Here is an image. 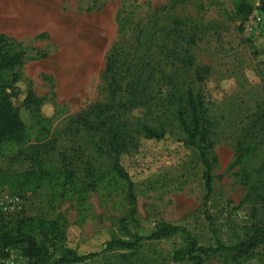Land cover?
Masks as SVG:
<instances>
[{"label":"rangeland","instance_id":"374dc122","mask_svg":"<svg viewBox=\"0 0 264 264\" xmlns=\"http://www.w3.org/2000/svg\"><path fill=\"white\" fill-rule=\"evenodd\" d=\"M251 4L254 10L264 0ZM169 17L183 20L182 28L195 34L193 46L180 43L178 50L189 51L191 66L173 67L158 55L171 47L172 35L166 47L160 44ZM240 24L233 0H0V33L25 55L7 79L18 73L8 93L28 135L23 146L0 148V174L6 177L0 179V226L21 228L39 239L42 223H54L63 243L79 255L99 253L119 238L118 222L128 203L76 117L106 102L105 59L126 43L152 49L144 50L155 69L148 95L156 109H147L143 117L166 126L168 133L160 141L142 140L121 158L135 196L137 223L130 229L147 235L163 221L187 229L208 247L216 242L232 245L242 227L264 224L260 205L238 207L248 189L240 170L226 171L237 135L264 101V42L249 39ZM199 67L208 69L200 84L193 79ZM180 77L190 78L202 92L214 122L209 158L216 163L207 201L199 151L183 144L177 104L168 100ZM30 91L40 102L37 110L24 104ZM36 153L53 169L45 179L26 181L24 173ZM65 171L71 184L63 189L59 181ZM89 183L93 188H87ZM4 195L17 201L10 203ZM180 245L179 239L144 243L127 264H173L172 253ZM123 253L102 254L81 264H125L118 258ZM2 263L28 262L19 251H11ZM205 264H264V247L247 259L213 256Z\"/></svg>","mask_w":264,"mask_h":264},{"label":"trees","instance_id":"16d2710c","mask_svg":"<svg viewBox=\"0 0 264 264\" xmlns=\"http://www.w3.org/2000/svg\"><path fill=\"white\" fill-rule=\"evenodd\" d=\"M251 3L252 0H233L234 18L241 22L240 27L252 14ZM168 24V28L163 27L160 31V44L166 47L165 41L172 35L173 39L168 41L171 47L166 52L160 50L158 55L165 62H171L173 67L176 64L191 66L193 58L189 51L186 49L180 53L178 50L180 43L188 48L195 44L194 32L184 30V21L176 17H169ZM15 43L0 33V148L5 145L23 146L28 140L26 128L17 109L12 106L8 93L19 77L18 73H13L7 79V74L19 69L25 56ZM138 44L133 46L126 43L109 52L103 70L106 102L97 104L76 117L77 125L88 136L93 150L106 163V174L122 188L128 203L129 210L118 222L119 238L107 242L99 253L79 255L63 243L61 233L54 223H42L39 239L21 228L6 229L0 226V264L9 257L11 251H19L27 264H81L102 254L124 252L118 258L127 264L144 243L173 239H179L181 244L172 253L173 264H205L213 256L236 262L252 257L256 250L264 247V224L260 222L242 227L241 234L235 237L232 245L216 242L214 246L208 247L201 246L187 229L163 221L156 222L147 235H140L130 229L137 223L135 196L133 183L121 158L134 151L142 140L160 141L168 134L166 126L153 125L143 117L147 109H156L151 105L148 95L155 69L145 54V50L152 49L148 45L145 47L142 43ZM156 63L158 65L157 61L154 62L155 65ZM207 75V68H197L193 74L194 82L202 83ZM191 82L190 78L185 81L183 77L174 80L176 92L170 93L168 100L177 104L175 118L182 132L183 144L199 151L204 168V199L207 201L212 193V166L216 163L209 158L214 122L202 92L192 86ZM24 104L37 110L40 102L30 91ZM51 169L53 166L36 153L24 178L26 181L45 179L49 177ZM234 169L240 170V178L248 187L238 207L254 202L264 208V101L258 105L235 139L234 154L226 171ZM90 173L96 179L92 170ZM0 179L4 180L6 177L0 174ZM59 184L63 189L67 188L71 184V175L65 171ZM87 188H93V183L87 184Z\"/></svg>","mask_w":264,"mask_h":264},{"label":"built area","instance_id":"2783aa9c","mask_svg":"<svg viewBox=\"0 0 264 264\" xmlns=\"http://www.w3.org/2000/svg\"><path fill=\"white\" fill-rule=\"evenodd\" d=\"M243 28L249 39L264 42V5L255 7L252 14L244 22ZM2 198L10 201V203L17 201V199H11L5 195Z\"/></svg>","mask_w":264,"mask_h":264}]
</instances>
